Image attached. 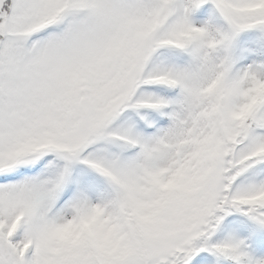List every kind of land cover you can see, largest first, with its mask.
I'll return each instance as SVG.
<instances>
[{"label":"snow or ice","instance_id":"1","mask_svg":"<svg viewBox=\"0 0 264 264\" xmlns=\"http://www.w3.org/2000/svg\"><path fill=\"white\" fill-rule=\"evenodd\" d=\"M253 29L264 0H0V264H264Z\"/></svg>","mask_w":264,"mask_h":264},{"label":"trees","instance_id":"2","mask_svg":"<svg viewBox=\"0 0 264 264\" xmlns=\"http://www.w3.org/2000/svg\"><path fill=\"white\" fill-rule=\"evenodd\" d=\"M206 7L212 8V5L209 4ZM194 19L197 23L202 22H212L217 24V26L222 23V21L213 20L212 13L209 12V15L200 17L198 15H194ZM236 46L238 47L236 54H239L242 48H248L250 46L260 48L264 46V35L260 29H255V31L244 33L243 35H239L235 40ZM221 54H223V50H221ZM233 215L240 216V213H234ZM248 225L249 230L245 232H240L239 235L241 238L245 239L248 244V251L251 252L254 256L264 257V248L258 247L254 242L257 238H264V227L256 224L255 221H252L246 217H242Z\"/></svg>","mask_w":264,"mask_h":264},{"label":"clouds","instance_id":"3","mask_svg":"<svg viewBox=\"0 0 264 264\" xmlns=\"http://www.w3.org/2000/svg\"><path fill=\"white\" fill-rule=\"evenodd\" d=\"M217 83H218V81L213 80L212 83L208 85L209 90L212 89V88H214Z\"/></svg>","mask_w":264,"mask_h":264},{"label":"rangeland","instance_id":"4","mask_svg":"<svg viewBox=\"0 0 264 264\" xmlns=\"http://www.w3.org/2000/svg\"><path fill=\"white\" fill-rule=\"evenodd\" d=\"M242 33H244V32H242ZM242 33H240L239 35H241ZM238 35V36H239ZM237 36V37H238ZM237 49H238V47L236 46V43H235V41L233 42V44H232V50H233V52L235 53L236 51H237Z\"/></svg>","mask_w":264,"mask_h":264}]
</instances>
